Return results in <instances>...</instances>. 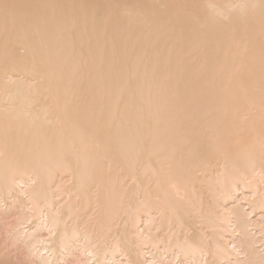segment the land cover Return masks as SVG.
Here are the masks:
<instances>
[{
    "label": "bare ground",
    "instance_id": "1",
    "mask_svg": "<svg viewBox=\"0 0 264 264\" xmlns=\"http://www.w3.org/2000/svg\"><path fill=\"white\" fill-rule=\"evenodd\" d=\"M0 264H264V0H0Z\"/></svg>",
    "mask_w": 264,
    "mask_h": 264
}]
</instances>
